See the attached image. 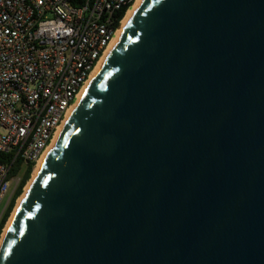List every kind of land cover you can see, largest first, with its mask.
Segmentation results:
<instances>
[{
  "label": "water",
  "instance_id": "1",
  "mask_svg": "<svg viewBox=\"0 0 264 264\" xmlns=\"http://www.w3.org/2000/svg\"><path fill=\"white\" fill-rule=\"evenodd\" d=\"M0 264H264V0H142Z\"/></svg>",
  "mask_w": 264,
  "mask_h": 264
},
{
  "label": "built area",
  "instance_id": "2",
  "mask_svg": "<svg viewBox=\"0 0 264 264\" xmlns=\"http://www.w3.org/2000/svg\"><path fill=\"white\" fill-rule=\"evenodd\" d=\"M136 1L0 0V222Z\"/></svg>",
  "mask_w": 264,
  "mask_h": 264
},
{
  "label": "trees",
  "instance_id": "3",
  "mask_svg": "<svg viewBox=\"0 0 264 264\" xmlns=\"http://www.w3.org/2000/svg\"><path fill=\"white\" fill-rule=\"evenodd\" d=\"M84 1L85 0H75V5H79ZM125 11H126V9L122 12V14L120 13V17L124 14ZM0 159H2V155H0ZM17 171H18V169H14L11 174L12 175L17 174ZM32 171H33V167L30 166V167H28L26 172L23 174L21 182H20L18 188L16 189L8 208L5 211V214L2 218V221L0 222V237H1V234H2V231L5 227V225H6L8 219H9V217H10V215L14 209L16 200L21 196V194L23 193L24 187L26 186L27 182L31 178Z\"/></svg>",
  "mask_w": 264,
  "mask_h": 264
},
{
  "label": "bare ground",
  "instance_id": "4",
  "mask_svg": "<svg viewBox=\"0 0 264 264\" xmlns=\"http://www.w3.org/2000/svg\"><path fill=\"white\" fill-rule=\"evenodd\" d=\"M141 1H142V0H137V1L133 4V6L128 10V12L126 13V15H125V17H124V19H123V21H122V25H121V27H120L118 33H117L116 38L113 40L111 46L109 47V49H108V51H107V53H106V56H105V57L103 58V60L101 61L100 65L98 66V68L96 69V71L94 72V74L92 75V79H91L90 82L85 86V88L83 89V91L81 92V94H82L83 92L86 91L87 87L89 86V84H90L91 81L93 80L95 74L97 73V71H98L99 67L101 66V64L103 63L104 59L107 57V55L109 54V52L112 50V48L114 47V45L116 44V42L118 41V39L120 38V36L122 35V32H123V30H124V28H125V25H126L128 19H129V17L131 16V14L134 12V10H135L136 7L140 4ZM79 96H80V95H79ZM59 130H60V129H59ZM50 146H51V145H50ZM50 146H49V148H50ZM49 148L46 150V152L44 153V155L42 156V158H41L40 161L38 162V165L35 167V170H34V173H33V177H32V179L34 178L35 173H36L38 167L40 166L42 160L44 159L46 153L48 152ZM32 179L30 180V182H28V185L26 186L25 192H26V190H27L29 184L31 183ZM22 197H23V196H22ZM22 197L18 200L17 205H16V207H15V209H14V212H13L11 218L13 217V215H14V213H15L17 207H18V204H19V202H20L21 199H22ZM11 218L9 219V221H8V223H7V225H6L5 229H4V233H5V231H6L7 227H8V225H9V222H10ZM4 233H3V235H4ZM2 237H3V236H2ZM1 240H2V239H1ZM1 240H0V242H1Z\"/></svg>",
  "mask_w": 264,
  "mask_h": 264
},
{
  "label": "rangeland",
  "instance_id": "5",
  "mask_svg": "<svg viewBox=\"0 0 264 264\" xmlns=\"http://www.w3.org/2000/svg\"><path fill=\"white\" fill-rule=\"evenodd\" d=\"M33 173H34V171L32 172L31 178L29 179L28 182H30V180L32 179V177H33ZM28 182H27L26 186L28 185ZM26 186L24 187V189H23V193L21 194V196L16 200V203H15L14 209H15V207H16V205H17L18 200H19V199L25 194ZM6 202H7V200L5 201L4 205L6 204ZM14 209H13V211H12V213H11L9 219L11 218V216H12V214H13V212H14ZM9 219H8V221H9ZM8 221H7V223H8ZM7 223H6V225H7ZM6 225H5V227H6ZM5 227H4V229H5ZM4 229H3V231H2V234H1L0 240L2 239V236H3V233H4Z\"/></svg>",
  "mask_w": 264,
  "mask_h": 264
}]
</instances>
